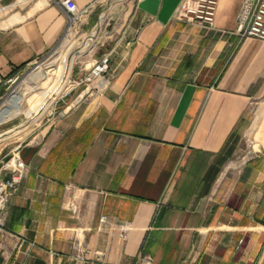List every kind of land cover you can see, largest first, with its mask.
Returning <instances> with one entry per match:
<instances>
[{
  "label": "crops",
  "instance_id": "obj_1",
  "mask_svg": "<svg viewBox=\"0 0 264 264\" xmlns=\"http://www.w3.org/2000/svg\"><path fill=\"white\" fill-rule=\"evenodd\" d=\"M61 1L0 0V93L60 41ZM72 1L97 3L90 32L100 0ZM181 1L132 0L91 55L108 89L20 147L0 264H264V43L235 32L243 0H219L213 29L176 19Z\"/></svg>",
  "mask_w": 264,
  "mask_h": 264
},
{
  "label": "rangeland",
  "instance_id": "obj_2",
  "mask_svg": "<svg viewBox=\"0 0 264 264\" xmlns=\"http://www.w3.org/2000/svg\"><path fill=\"white\" fill-rule=\"evenodd\" d=\"M131 1L100 0L95 10L97 24L90 32H86L83 26L80 28L73 27L66 31L56 47L48 53L47 56H51V59L46 63L45 68L43 67V71H40V75L36 80H32L35 75L31 73L29 67L26 69L27 72H23L14 83L7 85L9 86L7 93H12L8 98L4 97L0 103V160L7 158L8 155L12 154V151L22 147L32 137L37 135L43 123L54 115L55 107L70 97L69 95L58 99L67 88L71 72L73 71L72 79L77 80L78 76H76V73L78 68H88L91 65L93 51L121 25L129 11ZM93 32L97 35V38L92 47L78 58L71 57L73 51L82 47L85 41L92 36ZM64 39H67L63 45L66 48L64 50L65 54L61 51V44ZM61 53L65 56L56 59ZM67 61H75V63L71 67L66 66L61 73L62 67L66 65ZM46 80L47 82L42 85ZM51 84L54 88L50 89L47 95H40L39 89L47 88ZM75 92L72 91L71 94L73 95ZM16 94H19V97L14 102L11 96ZM257 107L258 105L254 104L253 109L255 110ZM46 111L47 113L45 114ZM242 148L239 156L243 154V150L246 148L245 144Z\"/></svg>",
  "mask_w": 264,
  "mask_h": 264
},
{
  "label": "built area",
  "instance_id": "obj_3",
  "mask_svg": "<svg viewBox=\"0 0 264 264\" xmlns=\"http://www.w3.org/2000/svg\"><path fill=\"white\" fill-rule=\"evenodd\" d=\"M218 2L219 0H182L176 9L175 18L205 29H213ZM61 6L68 18L66 31H69L73 27L83 26L97 3L79 9L72 0H62ZM235 32L240 40L254 39L264 43V0L242 1L236 17ZM47 55L34 61L28 68L32 71L38 66L45 65L51 59V56ZM72 74L73 71L68 79L66 90L58 99L71 95L72 91H76V99L94 97L104 93L110 85L109 69L103 57L92 59L88 68L79 67L76 73L77 80L72 79ZM19 76L10 78L7 85L14 83ZM8 89L9 86L6 87L4 93H0V103L4 97L8 98L12 93H7ZM27 172L28 166L21 158L20 147L12 151L7 158L0 160V231L4 226L2 213L5 206L9 198L18 191ZM121 230L125 232L127 228L122 227Z\"/></svg>",
  "mask_w": 264,
  "mask_h": 264
},
{
  "label": "bare ground",
  "instance_id": "obj_4",
  "mask_svg": "<svg viewBox=\"0 0 264 264\" xmlns=\"http://www.w3.org/2000/svg\"><path fill=\"white\" fill-rule=\"evenodd\" d=\"M65 40H67V39H64L63 41H65ZM62 41V42H63ZM59 57H57L56 59H58V58H60V54L58 55ZM52 62V61H51ZM48 65V64H47ZM45 66H46V64L45 65H43V66H38V67H36L35 69H33L32 71H31V73L32 74H34L35 75V77L32 79V80H36L37 79V77L40 75V71L42 72L43 71V67L45 68ZM54 87H52L51 89H53ZM64 90V89H63ZM18 92V91H17ZM16 93V92H15ZM20 93V92H19ZM21 94V93H20ZM12 98H13V101L14 102H16L17 101V98L19 97V94H16V95H14V96H11ZM11 98V99H12ZM11 101V100H10ZM6 106V105H5ZM6 107H8V106H6ZM9 108V107H8ZM15 129V128H14ZM18 131V130H17ZM23 131V130H22ZM26 131V130H25ZM14 132V131H13ZM12 134V133H11ZM22 134V133H21ZM19 135V134H18ZM13 137V136H12ZM23 137V136H22ZM11 139V138H10ZM14 139V138H13ZM21 139V138H20ZM24 139V138H23ZM17 141V140H16ZM15 141V142H16ZM20 142V141H19Z\"/></svg>",
  "mask_w": 264,
  "mask_h": 264
}]
</instances>
